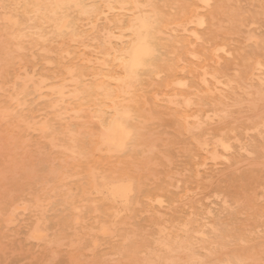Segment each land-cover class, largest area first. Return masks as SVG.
Returning <instances> with one entry per match:
<instances>
[{
  "label": "rangeland",
  "instance_id": "obj_1",
  "mask_svg": "<svg viewBox=\"0 0 264 264\" xmlns=\"http://www.w3.org/2000/svg\"><path fill=\"white\" fill-rule=\"evenodd\" d=\"M10 7L0 0V264H264V1H209L202 34L232 41L219 67L231 84L182 89L186 130L165 108L177 89L161 76L147 106L159 120L139 124L125 149L80 155L78 165V148L68 147L86 150L96 122L76 108L78 84L62 81L65 40L37 42L44 32ZM218 139L230 150L204 160L195 143ZM91 174L131 181L130 195L122 203L106 187L88 190Z\"/></svg>",
  "mask_w": 264,
  "mask_h": 264
},
{
  "label": "bare ground",
  "instance_id": "obj_2",
  "mask_svg": "<svg viewBox=\"0 0 264 264\" xmlns=\"http://www.w3.org/2000/svg\"><path fill=\"white\" fill-rule=\"evenodd\" d=\"M209 1L9 0L11 10L19 12L21 16H27L28 20L33 21L34 28L44 32L43 35L36 34L37 42L43 36L53 35L65 40V46L59 49L58 58V66L61 68V75L64 76L62 81L74 80L78 84L74 94L76 108L80 111L85 109L90 111L96 122V129L89 137L86 150H82L78 145V147H68L72 150L78 148L79 158L75 165L81 163L80 155H95L100 152L112 154L125 149L137 133L139 124L145 125L159 120V117L147 108L149 102L157 103L154 90L156 78L163 77L165 89H177L171 98L166 99L165 108L173 110L172 120L185 130L191 99L183 93L182 89L191 85L210 94L219 86L231 84L230 81L223 79L219 67L221 60L230 54L232 41L219 39L218 36L211 34H202L201 29L206 25H212L213 21V13L208 11ZM12 22L14 24V20ZM113 40H117L114 45ZM84 41H88L91 52L83 46ZM254 54L253 56L257 58ZM258 66L259 64H256L253 70ZM227 79L230 78L227 77ZM70 81L69 84H71ZM61 91L57 92V96L62 94ZM219 139L213 143L201 141L195 143V148L205 157L204 160H216L218 157L220 159L222 157L219 156L220 151L229 149L227 143ZM75 143L78 144V141ZM222 160L225 162L226 158ZM169 175L166 172L165 176ZM98 177L109 181L114 176L112 173L110 175L105 173L104 176ZM128 183L103 182L101 184L97 181V176L91 174L87 189L98 191L106 187V192L112 200L116 202L122 200L123 203L131 192V185L129 186ZM177 184L179 183L176 181V186ZM83 189L81 192L85 193L86 190ZM160 197L162 196L151 195L146 196V199L150 202L156 201L159 206L162 204H159Z\"/></svg>",
  "mask_w": 264,
  "mask_h": 264
}]
</instances>
